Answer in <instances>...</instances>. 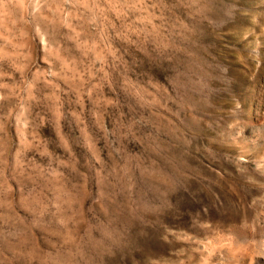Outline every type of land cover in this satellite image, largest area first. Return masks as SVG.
Here are the masks:
<instances>
[{"label": "rangeland", "instance_id": "1", "mask_svg": "<svg viewBox=\"0 0 264 264\" xmlns=\"http://www.w3.org/2000/svg\"><path fill=\"white\" fill-rule=\"evenodd\" d=\"M0 264H264V0H0Z\"/></svg>", "mask_w": 264, "mask_h": 264}]
</instances>
